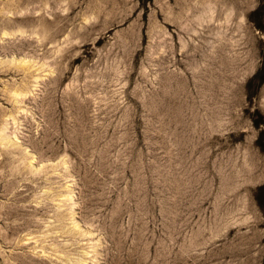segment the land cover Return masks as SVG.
<instances>
[{
	"label": "rangeland",
	"instance_id": "1",
	"mask_svg": "<svg viewBox=\"0 0 264 264\" xmlns=\"http://www.w3.org/2000/svg\"><path fill=\"white\" fill-rule=\"evenodd\" d=\"M0 264H264V0H0Z\"/></svg>",
	"mask_w": 264,
	"mask_h": 264
}]
</instances>
